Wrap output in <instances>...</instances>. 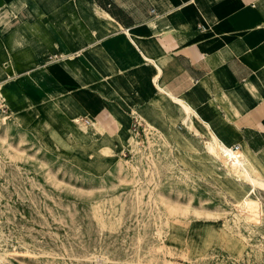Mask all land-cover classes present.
I'll return each mask as SVG.
<instances>
[{"label": "rangeland", "instance_id": "1", "mask_svg": "<svg viewBox=\"0 0 264 264\" xmlns=\"http://www.w3.org/2000/svg\"><path fill=\"white\" fill-rule=\"evenodd\" d=\"M24 33L10 40L15 61L37 65L19 51ZM5 65L0 264H264V188L210 166V137L179 106L125 105L120 140L118 122L109 133L64 97L25 101Z\"/></svg>", "mask_w": 264, "mask_h": 264}, {"label": "crops", "instance_id": "2", "mask_svg": "<svg viewBox=\"0 0 264 264\" xmlns=\"http://www.w3.org/2000/svg\"><path fill=\"white\" fill-rule=\"evenodd\" d=\"M21 27L37 65L15 61ZM1 48L27 102L64 97L113 133L125 105L181 98L264 165V0H0Z\"/></svg>", "mask_w": 264, "mask_h": 264}, {"label": "bare ground", "instance_id": "3", "mask_svg": "<svg viewBox=\"0 0 264 264\" xmlns=\"http://www.w3.org/2000/svg\"><path fill=\"white\" fill-rule=\"evenodd\" d=\"M155 84L158 91L164 94L162 88L157 83ZM171 99L176 106L182 109L184 114L182 122L190 131L198 137L206 135L210 137L211 142L206 147L208 156L205 157L210 166L213 168H221L224 165L226 168L224 170L222 169L221 176L226 179H235L251 184L252 186L259 185L264 188L263 164L245 144L241 143L235 146L230 144L227 140L220 137L191 105L181 98ZM117 122L119 124V133L116 137L120 140L127 139L129 136L127 126L124 125L125 123H122V119L118 118ZM97 128L92 134L93 137H97L98 135L106 136L99 126ZM107 136L110 137L109 135Z\"/></svg>", "mask_w": 264, "mask_h": 264}, {"label": "built area", "instance_id": "4", "mask_svg": "<svg viewBox=\"0 0 264 264\" xmlns=\"http://www.w3.org/2000/svg\"><path fill=\"white\" fill-rule=\"evenodd\" d=\"M61 59V56H58L56 54L54 55H50L47 58V62H52V61H56ZM8 112V106L6 104V100L3 96V94L0 93V115H5ZM77 122H82L83 124H89L90 123V119L86 116L83 117H78V119L76 120Z\"/></svg>", "mask_w": 264, "mask_h": 264}]
</instances>
